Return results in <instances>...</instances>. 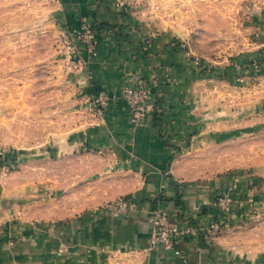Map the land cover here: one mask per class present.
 Masks as SVG:
<instances>
[{
	"label": "crops",
	"instance_id": "0c3cea01",
	"mask_svg": "<svg viewBox=\"0 0 264 264\" xmlns=\"http://www.w3.org/2000/svg\"><path fill=\"white\" fill-rule=\"evenodd\" d=\"M42 1L62 39L88 20L97 46L75 67L60 43L55 75L73 106L21 108L46 113L44 140L6 152L19 169L0 177V264H264V167L259 154L243 167L239 145L246 135L264 141V62L250 65L244 53L235 70L198 62L164 35L142 42L143 33L116 26L126 17L119 0ZM125 73L159 85L163 116L132 128L120 99L89 119L85 97L116 92ZM223 193L224 211L212 205ZM117 198L132 204L127 213L107 207ZM155 207L223 225L177 238L173 254L149 244Z\"/></svg>",
	"mask_w": 264,
	"mask_h": 264
},
{
	"label": "rangeland",
	"instance_id": "374dc122",
	"mask_svg": "<svg viewBox=\"0 0 264 264\" xmlns=\"http://www.w3.org/2000/svg\"><path fill=\"white\" fill-rule=\"evenodd\" d=\"M119 1L126 17L116 26L143 33L142 42L164 35L198 62L205 59L234 69L244 53L254 60L264 57V0ZM47 4L42 0H0V152H4L0 177L19 169V163L6 152L44 140L46 113L30 114L21 108L74 105L73 98L62 96L60 90L66 86L55 75L62 36ZM52 115L54 122L60 120V113ZM28 118L37 123L30 125ZM254 142L252 135H246L239 144L245 168L258 165L253 159L258 154L264 167V141L260 146Z\"/></svg>",
	"mask_w": 264,
	"mask_h": 264
},
{
	"label": "built area",
	"instance_id": "2783aa9c",
	"mask_svg": "<svg viewBox=\"0 0 264 264\" xmlns=\"http://www.w3.org/2000/svg\"><path fill=\"white\" fill-rule=\"evenodd\" d=\"M103 33L107 34L108 32L104 30ZM96 46L95 26L93 22L88 20L84 21L79 29L65 34L62 39V47L68 54V61L75 67L78 64H84L82 59L84 50L94 53ZM262 56H264V52ZM237 66L238 69H241L242 63L237 64ZM161 94L158 84L140 79L136 80L125 73L120 78L116 92L111 93L102 88L85 97V102L88 105L87 115L94 122L100 121L106 109L121 99L127 105L130 127L146 125L152 121L155 115L163 116L164 107L160 100ZM229 201V196L223 193L212 199V205L224 211L229 208ZM131 205L126 199L117 198L112 203L107 204V207L114 208L112 213L124 214L127 213ZM148 221L150 224V246L161 245L173 254L179 253L175 245L177 238L195 235L200 231L211 235L219 231L223 225V219L219 216H211L209 219L203 213H198L195 220L192 221L188 218L178 217L172 211L161 207H155L149 211Z\"/></svg>",
	"mask_w": 264,
	"mask_h": 264
},
{
	"label": "trees",
	"instance_id": "16d2710c",
	"mask_svg": "<svg viewBox=\"0 0 264 264\" xmlns=\"http://www.w3.org/2000/svg\"><path fill=\"white\" fill-rule=\"evenodd\" d=\"M261 62H264V57H262V58H258V59H256V60H249L248 61V63L250 64V65H257V64H260Z\"/></svg>",
	"mask_w": 264,
	"mask_h": 264
}]
</instances>
